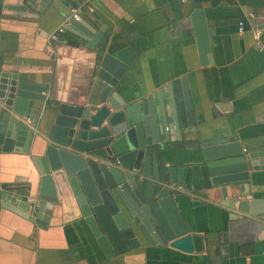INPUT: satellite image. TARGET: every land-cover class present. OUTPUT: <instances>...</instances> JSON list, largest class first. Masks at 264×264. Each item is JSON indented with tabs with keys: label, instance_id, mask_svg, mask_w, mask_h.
<instances>
[{
	"label": "crops",
	"instance_id": "crops-1",
	"mask_svg": "<svg viewBox=\"0 0 264 264\" xmlns=\"http://www.w3.org/2000/svg\"><path fill=\"white\" fill-rule=\"evenodd\" d=\"M76 8L83 28L102 29L109 48L135 52L121 91L138 97L186 78L202 138H233L245 155L264 147V50L255 48L252 34L260 28L264 46V0H0V57L13 72L47 86L59 103L83 96L95 68V53L72 34L49 40ZM40 105L34 102L32 120L41 124ZM191 161L186 148L169 158L181 170L180 182L170 186L181 187L173 197L193 234L191 254L145 245L106 257L72 196H59L45 228L3 208L0 198V264H264V170L235 191L227 186L223 199L222 186H210ZM39 182L28 155H0V194L6 186L31 198ZM239 185L258 213L227 206Z\"/></svg>",
	"mask_w": 264,
	"mask_h": 264
},
{
	"label": "water",
	"instance_id": "water-1",
	"mask_svg": "<svg viewBox=\"0 0 264 264\" xmlns=\"http://www.w3.org/2000/svg\"><path fill=\"white\" fill-rule=\"evenodd\" d=\"M66 30L95 53L88 91L75 101L57 102L47 86L13 72L0 57V155H28L40 176L34 205L3 186V208L45 228L59 196L70 195L106 257L145 245L191 254L193 234L178 215L173 196L179 191L170 186L181 175L170 166L171 152L190 151L191 162L210 186H222L226 199L227 186L235 191L264 170V147L245 155L233 138H202L186 78L138 97L121 91L135 52L109 48L102 29L92 34L80 21ZM34 102L41 103L42 118L30 127L25 119H33ZM238 191L227 206L258 213V204L245 200L244 185Z\"/></svg>",
	"mask_w": 264,
	"mask_h": 264
},
{
	"label": "built area",
	"instance_id": "built-area-1",
	"mask_svg": "<svg viewBox=\"0 0 264 264\" xmlns=\"http://www.w3.org/2000/svg\"><path fill=\"white\" fill-rule=\"evenodd\" d=\"M91 0H82V4H87L89 3ZM254 14L252 13H249L247 15V18L249 19H254ZM80 9L79 8H76L75 11L73 12V14L68 18L65 19V21L63 22V24L61 26H59L52 34L49 35V40L50 42L53 44V43H56L59 41V38L64 35L66 32H67V28L70 27L71 25V20H74V21H80ZM243 32V23L242 22H239L238 23V34H242ZM252 34H253V40H254V44H255V48L261 52L264 50V46H263V43H262V39H261V35H262V30L260 28H258L257 26L253 27V31H252ZM25 123L32 127L34 121L32 119H25ZM245 151V150H244ZM172 188L174 190H177V191H181V187L180 186H172ZM250 199V197H248ZM241 198L239 197L238 200H240ZM36 202L34 199L32 198H29L28 199V204L30 205H34Z\"/></svg>",
	"mask_w": 264,
	"mask_h": 264
},
{
	"label": "trees",
	"instance_id": "trees-1",
	"mask_svg": "<svg viewBox=\"0 0 264 264\" xmlns=\"http://www.w3.org/2000/svg\"><path fill=\"white\" fill-rule=\"evenodd\" d=\"M71 45H76V44H72V43H71Z\"/></svg>",
	"mask_w": 264,
	"mask_h": 264
}]
</instances>
